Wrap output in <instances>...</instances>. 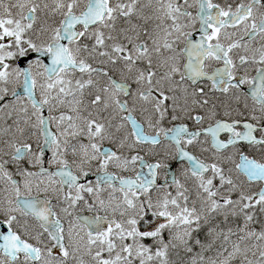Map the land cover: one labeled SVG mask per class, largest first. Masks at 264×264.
<instances>
[{
	"label": "snow or ice",
	"instance_id": "1",
	"mask_svg": "<svg viewBox=\"0 0 264 264\" xmlns=\"http://www.w3.org/2000/svg\"><path fill=\"white\" fill-rule=\"evenodd\" d=\"M0 264H264V0H0Z\"/></svg>",
	"mask_w": 264,
	"mask_h": 264
}]
</instances>
